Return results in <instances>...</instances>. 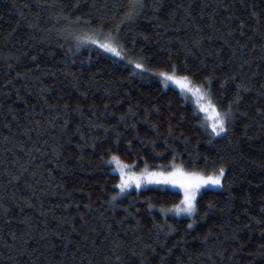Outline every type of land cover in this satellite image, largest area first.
<instances>
[{
    "label": "trees",
    "instance_id": "16d2710c",
    "mask_svg": "<svg viewBox=\"0 0 264 264\" xmlns=\"http://www.w3.org/2000/svg\"><path fill=\"white\" fill-rule=\"evenodd\" d=\"M77 3L79 10H72ZM112 3L0 0V264H264L259 255L264 251V119L253 104L264 84V2L146 0L143 15L122 29V39L136 41L131 55L143 49L146 66L154 70L169 56L184 61L185 47L193 53L188 66L204 61L221 79L241 61L249 62L244 73L257 74L253 91L244 95L228 133L211 143L197 124L202 114L193 116L190 100L185 103L177 88H166L155 75L133 74L126 60L111 53L87 45L77 49L66 39L87 28L76 23L77 17L89 19L90 10L102 13ZM252 11L262 15L253 19ZM193 41L199 46L192 47ZM213 87L225 104L232 99L231 86L227 91ZM116 101L102 123L118 124L129 106L138 113L117 128L125 133L122 149L133 140L130 156L122 157L127 163L136 160L143 167L145 158L149 164L171 160L170 151L156 157L171 123L174 136L168 143L184 161L199 156L201 167L204 157L226 166L223 187L199 195L193 229L187 227L189 218H165L160 212L161 205L178 202L179 191L151 187L110 200L116 174H109L91 146L92 136L103 132H93L88 118L95 120L105 103ZM124 123H135V130H125ZM209 204L215 207L210 210ZM164 224L172 230L158 227Z\"/></svg>",
    "mask_w": 264,
    "mask_h": 264
},
{
    "label": "snow or ice",
    "instance_id": "6c2138e0",
    "mask_svg": "<svg viewBox=\"0 0 264 264\" xmlns=\"http://www.w3.org/2000/svg\"><path fill=\"white\" fill-rule=\"evenodd\" d=\"M44 7L49 6L46 4ZM51 7L56 8L57 5L53 3ZM59 7L68 8L69 5H59ZM93 7L96 6L94 5ZM152 7L155 8V5ZM220 7H227V5L221 4ZM79 8V3L72 6V10L74 11L79 10ZM147 8L146 0H114V3L110 6H104L105 10L102 13L93 14L91 10L86 13L89 19L82 20L80 17H77L76 23H82L87 28L69 33L66 39H68L69 43L74 40L77 49L84 45H87L89 48L96 47L98 50L113 54V59L118 57L120 61L126 60L132 67L133 74L139 72L141 76L145 73L155 75L160 78L166 88L170 84L176 86L179 90L178 94L180 98L185 103L195 98L192 113L193 116L203 114V118L197 120V124L210 137L209 143H211L213 138L226 135L229 131V126L236 120L239 105L243 101L244 95L250 94L253 91L252 80L257 78V74L251 73L250 75H246L244 73V68L249 63L248 61H241L237 69L231 75H225L223 79L216 75L217 68L215 66L209 68L204 61H201L199 66L190 67L187 63V56L193 53L192 48L189 47H185L184 61L177 59L173 62L172 56H169L166 61H161V66L155 70L152 67H147L149 57L142 54L143 49L140 50L141 54L131 55L137 51L136 41L122 39V29L135 23ZM261 15L262 13L257 11L251 12L253 19H258ZM240 27L244 29L243 20L240 22ZM243 35L244 33L242 31L241 36ZM128 44H131L132 47H127ZM198 46L199 41L192 42V47ZM61 47L63 46L61 45ZM242 47L246 48V45ZM33 60H35V57H33ZM205 72L208 74L205 75ZM17 75L19 76L20 73H17ZM229 82H231L230 85ZM214 84L222 91H227L228 87L231 86L234 90L232 99L225 104L223 99L216 96V89L213 87ZM82 95L86 96L87 93H83ZM119 103L120 101H116V104L105 103V111L99 117L95 120L91 116L88 118V124L93 132H103L102 136H92L91 146L94 149H98V154L108 169L109 174H116L113 176V179L116 180L114 185L116 190L112 192L110 200L115 202L119 198L126 196L133 187L140 190L142 187L147 188L149 185H157L159 187L156 191L162 193H170L171 188L178 187L182 193L179 196L178 202L171 203L170 207L161 205L160 212L165 215V218H167L168 214H172L173 217L184 216L189 218L187 227L188 229H193L196 225V217L200 212L198 195L205 186L223 187L224 180L227 177L226 166L223 163L217 164L214 161H209L207 157H204L205 163L201 167V158L199 156L195 159L190 158L188 161H184L173 145L168 143V139H172L174 136V126L171 123L168 124V137L163 141L164 149L161 153L156 154L157 158L162 159L164 153L170 151L171 160L167 163L149 164L145 158L142 160L143 167H139L136 160H133L131 163L125 162V159L122 157L130 156L133 140L127 139L122 149L120 145L125 138V133L117 131V128L119 122L127 121L130 116L134 118L138 113L133 111V106H129L127 112L120 114L118 124H104L101 122L105 116L110 115L107 111L108 108L116 107ZM253 104L258 105L254 108L255 113L261 119H264V84L260 85ZM64 107L67 108L68 105ZM75 110L81 111L82 113V109L79 106ZM156 112L159 113L160 109L156 108ZM169 115L171 117V114ZM242 115L247 117L248 113L244 112ZM181 119H184V117ZM150 126L152 129L158 128V124L155 123ZM124 128L125 130L129 128L135 130L136 125L135 123L131 125L124 123ZM76 131L80 132L79 126H77ZM179 135L183 136V132ZM81 137L83 138V133H81ZM136 137H139L138 132H136ZM157 138H160L158 133ZM184 140L185 143L188 142L187 137H184ZM147 142L153 145L156 144V141L151 139ZM178 159L180 163H177ZM137 160H141V158L137 156ZM135 168H139V171H135ZM145 199L148 200L151 198ZM86 207L90 208L91 204ZM148 207L151 209L157 207V205L148 203ZM214 207L213 204L208 205L210 210ZM83 215V213H80L81 217ZM166 226L172 230L170 225H158L160 228ZM73 230L75 231V229ZM259 255L264 256V251L260 252ZM163 259L161 257V260Z\"/></svg>",
    "mask_w": 264,
    "mask_h": 264
},
{
    "label": "rangeland",
    "instance_id": "374dc122",
    "mask_svg": "<svg viewBox=\"0 0 264 264\" xmlns=\"http://www.w3.org/2000/svg\"><path fill=\"white\" fill-rule=\"evenodd\" d=\"M170 86H173V87H175L176 88V86H174V85H171L170 84ZM190 102H191V104H192V106L195 104V98H192L191 100H190ZM202 116H203V114H202ZM126 162V161H125ZM135 171H139V169H134ZM151 187H154V188H158L159 186H157V185H149V186H147V188H151ZM147 188H144V187H142L141 189H147ZM222 187H217V186H205V188L202 190V191H204L205 189H221ZM140 189V190H141ZM172 190H175V191H179L180 193H181V190L177 187V188H171ZM134 190H137L135 187H133L132 189H130L129 191H134ZM202 191H201V193H202ZM200 193V194H201ZM182 194V193H181ZM199 194V195H200ZM199 195H198V197H199ZM180 217H184V216H180Z\"/></svg>",
    "mask_w": 264,
    "mask_h": 264
}]
</instances>
